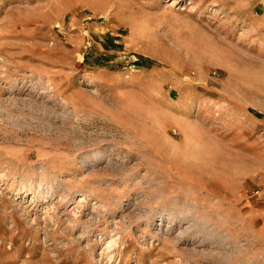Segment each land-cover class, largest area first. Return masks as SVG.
Returning <instances> with one entry per match:
<instances>
[{"label":"rangeland","instance_id":"obj_1","mask_svg":"<svg viewBox=\"0 0 264 264\" xmlns=\"http://www.w3.org/2000/svg\"><path fill=\"white\" fill-rule=\"evenodd\" d=\"M173 1L0 0V264H264V0Z\"/></svg>","mask_w":264,"mask_h":264},{"label":"bare ground","instance_id":"obj_2","mask_svg":"<svg viewBox=\"0 0 264 264\" xmlns=\"http://www.w3.org/2000/svg\"><path fill=\"white\" fill-rule=\"evenodd\" d=\"M176 3H179V1H178V0H174L173 3H171V5L176 4ZM156 78H157V77H153L152 80H149L148 84L154 82V80H156ZM156 82H157V80H156ZM146 84H147V83H145L144 85H146ZM154 86H155V85H154ZM152 89L155 90V88H152ZM183 102H184V101H183ZM167 108H169V107H167ZM182 108H183V107H182ZM182 108H181V110H182ZM179 112H180V111H179ZM181 112H182V111H181ZM192 133H193V129H192V127H190L189 125H187V127L184 128V136H185V138L189 139V138L191 137Z\"/></svg>","mask_w":264,"mask_h":264},{"label":"crops","instance_id":"obj_3","mask_svg":"<svg viewBox=\"0 0 264 264\" xmlns=\"http://www.w3.org/2000/svg\"><path fill=\"white\" fill-rule=\"evenodd\" d=\"M98 14H100V13H98ZM134 21V20H133ZM136 21V20H135ZM135 21H134V24L133 25H135Z\"/></svg>","mask_w":264,"mask_h":264},{"label":"built area","instance_id":"obj_4","mask_svg":"<svg viewBox=\"0 0 264 264\" xmlns=\"http://www.w3.org/2000/svg\"><path fill=\"white\" fill-rule=\"evenodd\" d=\"M258 193V192H257ZM259 194V193H258Z\"/></svg>","mask_w":264,"mask_h":264}]
</instances>
